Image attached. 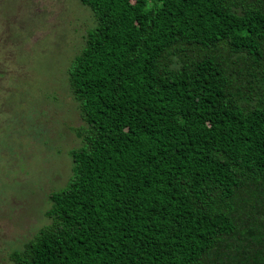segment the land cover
<instances>
[{
    "label": "trees",
    "instance_id": "obj_1",
    "mask_svg": "<svg viewBox=\"0 0 264 264\" xmlns=\"http://www.w3.org/2000/svg\"><path fill=\"white\" fill-rule=\"evenodd\" d=\"M83 121L10 264H264V0H78Z\"/></svg>",
    "mask_w": 264,
    "mask_h": 264
},
{
    "label": "rangeland",
    "instance_id": "obj_2",
    "mask_svg": "<svg viewBox=\"0 0 264 264\" xmlns=\"http://www.w3.org/2000/svg\"><path fill=\"white\" fill-rule=\"evenodd\" d=\"M93 23L78 0H0V264L70 175L83 121L65 70Z\"/></svg>",
    "mask_w": 264,
    "mask_h": 264
}]
</instances>
